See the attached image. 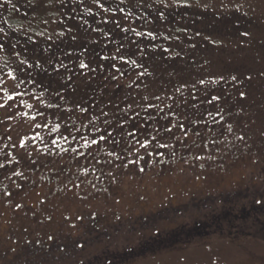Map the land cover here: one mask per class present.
<instances>
[{
    "label": "rangeland",
    "instance_id": "374dc122",
    "mask_svg": "<svg viewBox=\"0 0 264 264\" xmlns=\"http://www.w3.org/2000/svg\"><path fill=\"white\" fill-rule=\"evenodd\" d=\"M189 2V7L167 9L163 25L169 27L167 24L181 20L189 36L172 42L173 53L179 56L149 55L145 65H150L154 77L148 82L155 90L161 84L169 85L170 73L175 74L172 83L209 74L224 76L226 80L216 85L212 94L222 97L225 111L232 113L230 122L237 129L233 136L243 134L245 142L236 141L225 157L209 161L203 168L200 162L185 163L178 152L164 166L158 164L143 173L135 169L118 173L114 181L102 179L95 182V188L84 189L80 193L83 199L71 198L73 192L56 181L49 183L50 173L41 169L30 176L36 186L14 192L11 199L0 198V264H264V234L255 236L258 225L250 221L259 215L264 218V0ZM149 3L158 7L154 0ZM0 4V27L10 37L0 49V96L6 97L14 95V89L29 87L13 79L21 60L27 61L25 67L34 61L47 65L49 52L58 49L65 36L76 33L74 28L72 34L58 38L65 26L74 25L69 20L64 21L66 25L61 23L70 9L57 3L46 6V0L33 5L28 0H0ZM129 25L136 27V21L124 24ZM244 32L250 36H243ZM49 35L52 40L46 39ZM29 36L35 43L28 41ZM137 39L146 45L145 38ZM185 44L189 46L186 54L180 53V46ZM192 44L195 48L190 47ZM49 45L51 48L44 51ZM34 75L49 90L61 87L48 86L46 74L39 68ZM231 75L243 81L238 89L227 81ZM76 80L81 95L90 91L83 80ZM40 90L17 98L19 108L7 110L19 113L13 119L0 109V120L5 122L0 129L6 128L11 136V140L7 136L0 139V149L8 152L10 159H21V163L24 150L19 143L33 134L32 121L23 113L33 114L29 104L41 107L35 99ZM239 91L245 92L244 98L239 97ZM14 167L8 165L9 169ZM0 175L5 177L0 191L6 185L15 187L6 178L7 170ZM213 178L219 180L221 193L227 195L222 198L224 202L211 203L214 198H210V202L185 205L192 198L218 193L220 189L214 191L209 183ZM16 203L24 207L16 209ZM210 205L216 208L208 210ZM49 235L54 239L48 240Z\"/></svg>",
    "mask_w": 264,
    "mask_h": 264
},
{
    "label": "snow or ice",
    "instance_id": "6c2138e0",
    "mask_svg": "<svg viewBox=\"0 0 264 264\" xmlns=\"http://www.w3.org/2000/svg\"><path fill=\"white\" fill-rule=\"evenodd\" d=\"M36 2L28 0L29 5ZM39 2L45 3V0ZM5 3H11V0H5ZM53 3L64 9L70 6V12L65 11L61 23L64 18L69 21L75 19L74 26H65V30L57 34L58 38L72 34L74 28L84 33L98 34V38L91 43L100 45L96 55L100 61L107 63H86L84 52L87 48L83 51L58 48L62 55L48 62L52 69L49 75L59 73L61 69L65 74L60 78L61 87L52 91L36 80V68L47 71L39 61L27 67L24 66L26 60L19 62L13 79L29 87L23 91L14 89V95L0 96V101H3L0 102V109L6 110L9 120L13 119L19 113H7V110L19 108L17 98L31 95L36 89H41L39 96L35 97L41 107L29 104L27 107L34 109L33 114L23 113L32 121L30 129L33 133L19 143L24 150L23 163L21 159H10V154L0 149V173L7 170L9 175L6 178L15 185L14 188L6 185L0 191V198L11 199L14 192L18 194L25 187L36 186L30 176L45 169L50 173L49 183L56 181L73 192L71 198L83 199L80 193L84 189L89 186L95 188V182L102 179L114 181L118 173L131 169L143 173L146 168L168 163L169 158L175 159L178 152L185 163L195 165L200 162L203 168L209 161L215 162L225 157L236 146V141L245 142L243 134L233 136L237 129L230 122L232 113L225 111L222 97L212 94L216 85L226 80L224 76L209 74L191 81L172 83L175 74L170 73L169 85L161 84L155 90L148 82L154 77V73L149 71L150 65H145L149 51L163 48L155 40L180 39L175 35L140 31L132 25L123 26L128 20L139 21V27L153 23L149 18L150 13L146 11L152 8L149 0H46V6ZM154 3L158 5L153 9L156 20H166L165 11L169 7L190 6L189 0H154ZM0 7L3 5L0 4ZM0 34H4L0 35V49H4V41L10 37H7L3 27H0ZM118 34L119 39L116 38ZM38 35L43 36L44 33ZM242 35L249 37L250 33L244 32ZM137 38L151 39L148 50ZM46 39L52 40V36ZM77 39V35H70L73 43ZM28 41L35 43L31 36ZM190 47L195 48V45ZM50 48L51 45L44 51ZM163 51L169 53L167 48H163ZM74 53L77 59L64 63L65 57H71ZM133 73L135 76L129 80ZM77 77L83 80L85 86H90V91L85 95H81ZM245 79L251 80L252 77L246 76ZM93 81L98 83L93 84ZM227 81L233 82V88L238 89L243 85L236 75H231ZM239 97L244 98L245 92L239 91ZM213 106L215 111L212 110ZM4 123V120H0V125ZM5 136L11 140L8 130L0 129V139ZM4 147L9 145L5 144ZM8 165L16 167L9 169ZM20 168L23 170H17ZM4 179L0 175V184ZM15 207L21 209L24 205L16 203ZM53 239V236H48V240Z\"/></svg>",
    "mask_w": 264,
    "mask_h": 264
},
{
    "label": "trees",
    "instance_id": "16d2710c",
    "mask_svg": "<svg viewBox=\"0 0 264 264\" xmlns=\"http://www.w3.org/2000/svg\"><path fill=\"white\" fill-rule=\"evenodd\" d=\"M187 7H189V6H187ZM154 8H156V7L155 6L153 7V4H152V8L151 9H146V11L150 13V17L149 18H150V20L153 21V23L148 24L146 27H139L138 26L139 25V21H136L137 30L142 29L143 31H154V32H157V33H162L163 35H166V36L175 35V36H179L180 38L182 36H184V35L189 36L187 31L186 32L177 31V29H186V30H188L187 28H185L184 22L181 21V20H174L175 21L174 23L167 24L169 27H165V24L163 25V20H156V14L153 11ZM68 9H70V6H69ZM161 10H163V9H161ZM168 13H169V11L166 10L165 11V16L166 17H168L167 16ZM137 14H139V13H137ZM191 19H193V17ZM64 21H67V19L63 20V24L66 25V23H64ZM69 22L74 25L75 24V19L72 20V21H69ZM124 24H125V22L123 23V26H124ZM75 33L78 36L77 41L75 43H73L70 40V37H66L65 36V38L63 39V42L60 43L61 46L59 47V49L67 51V50H72L73 48H75L77 50L83 51L84 48H87V51L84 52L85 62H86L87 59H90V61H94L97 64L98 63H103L102 61H100L99 57L96 55V52L100 51V45L91 43L92 40H95V39L98 38V34L91 33V32L84 33V32H81V31H77L76 29H75ZM116 38L119 39L120 35L118 34L116 36ZM190 39H191V37H190ZM174 40L175 39L163 40L162 38H157L155 40V43L156 44H162L163 48L169 49V53L164 52L163 48H158L154 52L153 51H149V55L155 56V57H158V56L169 57L170 53L174 52V47H173V44H172V42ZM145 41L147 42L146 45H142V46L145 47L146 50H148V45H149L148 43H152V41H151L150 38H145ZM102 43H103V41H101V44ZM109 47L111 48V45ZM188 48H189V46H187V44L182 45V46H180L179 52L186 54V49H188ZM112 51L114 52L115 49H112ZM60 55H62V52L58 51V49L50 51L49 52V61L53 60L54 58H56L57 56H60ZM151 56H149V57H151ZM76 59H77V57H76V55L74 53L73 56H71V57H65L64 63H68L69 60H76ZM41 65H42L43 68L47 69L46 72L43 71L44 74H46L47 85L48 86H50V85L51 86H55V85L57 86L59 84L61 85L60 78L65 74L64 70L61 69L59 73H52L51 75H49V73L52 72V69L49 66V63H47V65H43L41 63ZM91 66H92V64H90V67ZM72 67H75V65H72ZM80 71H84V70H80ZM97 71H99V69ZM133 74H135V73H133ZM95 82H98V81H95ZM93 83H94V81H93ZM126 255L127 254H125V256Z\"/></svg>",
    "mask_w": 264,
    "mask_h": 264
},
{
    "label": "flooded vegetation",
    "instance_id": "af4514ba",
    "mask_svg": "<svg viewBox=\"0 0 264 264\" xmlns=\"http://www.w3.org/2000/svg\"><path fill=\"white\" fill-rule=\"evenodd\" d=\"M167 163H165V164H162L163 166L164 165H166ZM209 183L210 184H213L214 185V191H218L220 188H221V183L219 182V180H217L216 178H213V180L212 179H210L209 180ZM247 187H250V185H247ZM243 188H245V187H243ZM221 192H223V190L222 189H220V191L218 192V193H216V194H209V195H203V196H199V197H196V198H192L191 200H190V202H187L185 205H189V204H191V203H193V202H195V201H208V202H210V198L212 199V198H214V200H213V202H211V203H215L216 201L218 202V201H222V202H224L223 201V199L222 198H226L227 197V195H225L224 193H221ZM210 195H212V196H210ZM217 197H221L220 199H217ZM234 199H235V197H234ZM226 207L227 206H224L223 208H225L226 209ZM216 207H214V206H212V205H210V206H208V210H211V209H215ZM230 208L232 209V208H235L234 207V205H231L230 206ZM217 209H220V208H217ZM230 212L229 213H231V210H229ZM260 216L261 215H259V216H256V217H254L253 219H250V221H251V223L253 224H257L258 226H257V230H256V233H255V236H256V234H259V232H261V234H262V236H263V234H264V218H260ZM222 218L223 217H220L219 219H221L222 220ZM224 219H227V218H224ZM223 223H224V220H223ZM209 229H207L206 230V232L207 233H209V231H208ZM201 232H199V234H200ZM246 233H248V232H246ZM252 235V234H251ZM251 235H248V236H250L251 237ZM257 238H261L262 239V237H259V236H257Z\"/></svg>",
    "mask_w": 264,
    "mask_h": 264
}]
</instances>
